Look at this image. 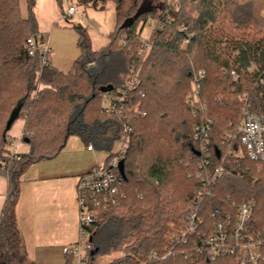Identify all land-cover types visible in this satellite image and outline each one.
Returning <instances> with one entry per match:
<instances>
[{
	"label": "trees",
	"instance_id": "trees-1",
	"mask_svg": "<svg viewBox=\"0 0 264 264\" xmlns=\"http://www.w3.org/2000/svg\"><path fill=\"white\" fill-rule=\"evenodd\" d=\"M25 1L26 18L20 0H0V161L6 166L2 170L0 165V177L8 181L0 214L1 261L27 264L16 207L21 177L29 167L57 158L71 136L110 153L109 162L115 157L114 146H121L127 136L120 158L123 173L118 167V204L100 211L103 222L90 230L89 264L115 254L121 257L106 264H240L233 255L213 259L199 253L198 246L226 215L233 219L244 202L254 203L251 233L264 231V163L259 171L252 167L242 177L222 178L201 205L198 232L182 244L173 239L183 233L201 183L199 166L205 160L194 140L196 125L213 121L209 161L216 167L222 137L240 113L238 95L248 92L253 110L264 116V85L255 87L264 72V0H199L196 7L190 5L192 0L157 7L145 2L137 7L138 0H76L95 7L113 1L117 27L109 44L97 51L87 31L76 28L80 55L67 74L49 60L43 66L39 51L29 55L26 41L39 33L34 12L38 0ZM155 14H160L159 22L143 58L139 27ZM187 33L193 38L185 44ZM251 34V41L245 40ZM224 42L229 47L222 54L218 47ZM252 63L257 67L253 73ZM225 70H236L239 80L234 82ZM200 71L205 72L200 84L203 110L187 102ZM133 75L139 79L137 89L127 94L119 114L108 113L103 99L119 96ZM105 86L114 89L104 94L100 89ZM18 110L16 121L25 120L22 141L29 150L6 157L16 121L9 130L7 126ZM66 257V264H73L72 257Z\"/></svg>",
	"mask_w": 264,
	"mask_h": 264
},
{
	"label": "built area",
	"instance_id": "built-area-1",
	"mask_svg": "<svg viewBox=\"0 0 264 264\" xmlns=\"http://www.w3.org/2000/svg\"><path fill=\"white\" fill-rule=\"evenodd\" d=\"M77 8L70 6L64 18L74 17ZM264 16V12H263ZM185 31V28L182 29ZM193 38L192 33L185 36V44ZM29 55L35 52L42 53V65L48 62L50 53L49 41L38 42L34 37H29L26 41ZM152 47V42H143L140 49L141 57L145 58ZM256 65L251 64L249 71L253 73ZM135 70H133V73ZM224 74L230 76L236 82L239 74L236 70H225ZM205 77V72L200 71L194 76L193 91L187 98V102L203 110L200 97L201 81ZM139 85V79L135 75L129 78L121 89L119 96H107L102 101V108L110 114H119L125 107V98L128 93L135 91ZM264 85V72L260 74L255 87ZM241 109L238 118L229 124V129L224 134L220 144L219 159L216 167H212L209 161L210 156V130L213 121L201 122L196 125L194 130V140L198 144V154L205 160L200 164L201 179L200 186L196 192V199L188 217L185 229L181 235L173 239V243L182 244L188 240L190 235L198 232L203 224L200 218V209L204 201L211 196L212 188L224 177H242L253 167L257 171L264 163V116L255 112L252 108L251 96L248 92L238 95ZM220 101V100H219ZM125 132H131L127 127ZM125 142L122 143L121 155L125 151ZM89 151L94 150L92 146ZM16 152H11L15 156ZM120 157L115 156L109 162L97 165L89 173L83 175L78 184V204H79V239L71 247H65V256H71L73 264H89L90 253L92 251L90 230L103 222L100 211H106L118 204L121 179L118 172ZM2 170L6 168L1 164ZM252 168V169H253ZM253 202H244L236 207L235 217L226 215L221 221L217 222L214 232L200 240L198 246L199 253H206L215 259L217 256L233 255L240 264H264V231L252 234L250 222L253 215ZM0 264L3 263L0 259Z\"/></svg>",
	"mask_w": 264,
	"mask_h": 264
},
{
	"label": "crops",
	"instance_id": "crops-1",
	"mask_svg": "<svg viewBox=\"0 0 264 264\" xmlns=\"http://www.w3.org/2000/svg\"><path fill=\"white\" fill-rule=\"evenodd\" d=\"M77 142L67 143L54 160L29 167L27 179L21 177L17 226L22 245L35 243L38 264H66L63 249L76 243L79 181L108 159L102 161L96 150ZM27 264L35 263L27 260Z\"/></svg>",
	"mask_w": 264,
	"mask_h": 264
},
{
	"label": "rangeland",
	"instance_id": "rangeland-1",
	"mask_svg": "<svg viewBox=\"0 0 264 264\" xmlns=\"http://www.w3.org/2000/svg\"><path fill=\"white\" fill-rule=\"evenodd\" d=\"M173 2L176 4L177 0H138L137 7L141 6L143 2L157 7L160 3L166 4L167 2ZM199 0L190 1L192 7H196ZM188 5V6H190ZM70 6L77 8V14L74 17L68 18L64 16L67 14ZM20 9L22 17L28 16L27 6L25 0H20ZM35 15L38 23L39 33L35 39L40 43L42 41H49L50 53L48 60L52 67L58 71L67 74L74 65V62L80 55V49L78 47V30L76 28L85 29L88 33V37L91 46L94 51L100 50L106 47L110 42V36L117 27V14L116 5L113 1H108L105 4H99L97 7L93 5H80L76 0H38L35 7ZM196 15V14H194ZM160 14L152 16L153 20H150L145 26L142 24L139 30L142 29L141 39L144 43L150 41L152 33L158 24ZM155 19V20H154ZM244 37L245 40L251 41L252 36ZM262 35H256L257 39H261ZM185 44L183 48L185 49ZM229 42H224L218 47L219 53L225 54L228 51ZM238 54V53H236ZM36 93H32V98L36 97ZM25 125L24 119H18L11 131L9 132L8 143L6 148L8 150L6 157L11 155V152L16 154H22L28 152L29 148L26 143L22 141V132ZM67 141L68 145L72 146L75 141L79 142V145L85 146L80 138L71 136ZM77 142V143H78ZM122 145H115L112 153L114 156H121ZM100 159L104 161L110 156V153L95 151ZM4 163V160L0 161V165ZM29 169L24 173V178L30 176ZM8 189V181L5 175L0 177V214L4 206ZM79 207V204H78ZM173 227V226H172ZM75 242L79 239V216L77 219V227L75 234ZM34 242L30 241L26 245H22L21 253L26 257L29 262L38 264L37 252L34 250ZM121 257V254H115L110 257H105L98 261L97 264H106L113 259Z\"/></svg>",
	"mask_w": 264,
	"mask_h": 264
},
{
	"label": "water",
	"instance_id": "water-1",
	"mask_svg": "<svg viewBox=\"0 0 264 264\" xmlns=\"http://www.w3.org/2000/svg\"><path fill=\"white\" fill-rule=\"evenodd\" d=\"M140 14H141V13H140ZM140 14L137 15V17L140 16ZM113 89H114L113 86H105V87H101L100 91H101L102 93H104V94H107V93L113 91ZM18 112H19V110L16 111V112L12 115V117H11L9 123H8L7 130H9V129L12 127L13 123L16 121L17 116H18ZM123 168H124V162L121 161V162L119 163V170L121 171V173H123ZM91 241H92V239H91Z\"/></svg>",
	"mask_w": 264,
	"mask_h": 264
}]
</instances>
